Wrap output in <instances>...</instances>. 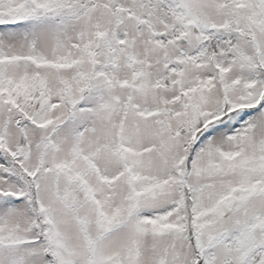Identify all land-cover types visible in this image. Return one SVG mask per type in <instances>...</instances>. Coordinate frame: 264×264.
Listing matches in <instances>:
<instances>
[{
    "label": "snow or ice",
    "instance_id": "obj_1",
    "mask_svg": "<svg viewBox=\"0 0 264 264\" xmlns=\"http://www.w3.org/2000/svg\"><path fill=\"white\" fill-rule=\"evenodd\" d=\"M0 264H264V0H0Z\"/></svg>",
    "mask_w": 264,
    "mask_h": 264
}]
</instances>
